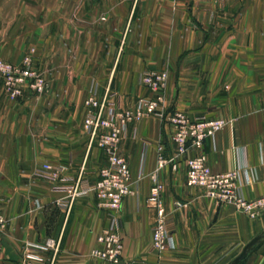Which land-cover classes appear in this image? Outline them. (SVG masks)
<instances>
[{"label": "crops", "instance_id": "obj_1", "mask_svg": "<svg viewBox=\"0 0 264 264\" xmlns=\"http://www.w3.org/2000/svg\"><path fill=\"white\" fill-rule=\"evenodd\" d=\"M0 25L9 32L4 53L16 63L34 49L48 80L46 95L10 100L0 85V213L6 228L0 264H27V247L48 239L59 251L31 264H103L93 256L98 237L113 225L123 241L124 264H231L264 233V210L250 218L187 185L186 158L205 155L214 173L239 171L238 194L264 196V0H0ZM166 70L165 112L194 119H224L227 126L191 150L175 155L173 127L158 115L127 125L119 155L130 166L135 193L117 213L101 209L94 192L62 201L84 169L91 184L108 164L84 129L85 99L110 90V104L133 109L154 97L141 84ZM49 164L63 169L43 178ZM172 238L152 251L157 212L148 199L153 175ZM241 264H264V239Z\"/></svg>", "mask_w": 264, "mask_h": 264}, {"label": "built area", "instance_id": "obj_2", "mask_svg": "<svg viewBox=\"0 0 264 264\" xmlns=\"http://www.w3.org/2000/svg\"><path fill=\"white\" fill-rule=\"evenodd\" d=\"M8 71L0 63V71ZM20 74L18 71H13ZM25 77H32L28 72ZM167 72L146 73L142 82L152 91L158 93L154 100L142 99L136 110L121 113L107 104V95L104 101L96 97L86 102L88 109L84 128L89 136V148L97 146L106 155L108 164L100 169L97 180L91 184L84 178L82 169L79 178L74 185L69 187L67 200L62 201L67 213H70L76 200L82 196L94 192L99 201V207L117 213L121 210L126 197L135 193L132 181V173L129 163L119 155V144L122 134L127 125L135 119H141L147 114L157 115L167 124L173 127L172 142L175 155L172 159L163 156V148L159 149L158 168L172 163L175 165L177 158L184 157L191 150H201L206 139L214 137L224 129L227 122L221 119L207 120L194 119L180 112H165L160 110V103L163 101L162 92L165 90L168 81ZM43 82L38 86L43 89ZM187 185L204 189L207 196L220 203L233 204L237 209L246 213L250 218L259 217L264 210V196L253 201H247L237 195L239 171L234 170L227 173H214L208 164L205 155L186 158ZM63 171L60 167L49 164L43 165L41 176L50 181H57ZM154 185L151 189L149 204L156 209L157 218L153 228L152 251L162 252L168 248L172 238L167 226L166 211L162 198L163 185L158 179V174L153 175ZM6 219L0 215V245ZM99 247L94 249L93 256L100 259L103 264H124L122 262L123 241L116 232L113 225L104 229L98 237ZM60 241L48 239L43 244H32L27 247V255H24L25 262L31 264L42 260L45 252L53 251L54 257L59 251Z\"/></svg>", "mask_w": 264, "mask_h": 264}, {"label": "rangeland", "instance_id": "obj_3", "mask_svg": "<svg viewBox=\"0 0 264 264\" xmlns=\"http://www.w3.org/2000/svg\"><path fill=\"white\" fill-rule=\"evenodd\" d=\"M6 34H9V32H5V30H2V27L0 25V63H3L4 67H7V68L9 67L10 68V70H8V71H4V70L0 71V85H2L4 94L12 101H17L18 99H21L27 92L28 93H32V94H34L37 97L46 95L48 90H49V84H48V80L46 79L44 73L34 63L33 54H34L35 50L34 49H30V51L23 57L22 61L20 63H16L13 59L10 58L8 53H4V49H3V46H2V40H3L4 37L7 36ZM13 71H18L20 74H15V73H13ZM27 72L29 74H31L32 77H29V76L25 77V75H27L25 73H27ZM159 72H167V71L166 70H162V71H159ZM151 73H154V72H151ZM140 80H141V84L144 87L148 88L142 82V78ZM168 81H169V78H168ZM168 81H167V85H168ZM41 82H43L42 83L43 84V89L42 90H40L39 86H38ZM167 85H166L165 90L162 92L163 101L160 103V107H159L160 110H161V108L164 107V104H165V92H166V89H167ZM152 92L154 93V97H152V98L141 97L138 100L136 106L133 109H117V108L113 107V105L110 104V95H111L110 94L111 93L110 90L107 91L103 95V97L101 99L104 101L105 96L107 95V101L106 102L109 105V107L114 108L118 112L126 113V112L131 111V110H133V111L136 110L138 108L139 103H140V101L142 99H146V100H154V99H156L158 97V93H156L154 91H152ZM92 97H96L97 99H100L95 94H91L85 99L84 107L86 109V114H87V111H88V109L86 107V102ZM170 112H180V113H182L184 115H187V114H185L184 112H181V111H170ZM152 115H157V113L155 112V113L147 114L143 118L135 119L132 122L141 121L142 119L150 117ZM210 120H216V119H210ZM221 120H224V119H221ZM224 121H226V120H224ZM132 122H130V123H132ZM237 195L239 196L238 188H237ZM0 215H2V214L0 213ZM108 227H111V225H109ZM108 227H106V228H108Z\"/></svg>", "mask_w": 264, "mask_h": 264}, {"label": "water", "instance_id": "obj_4", "mask_svg": "<svg viewBox=\"0 0 264 264\" xmlns=\"http://www.w3.org/2000/svg\"><path fill=\"white\" fill-rule=\"evenodd\" d=\"M263 239L264 233L255 237L248 245H246L240 255L231 264H241L243 261H245L249 257L250 253L257 247L258 244L261 243Z\"/></svg>", "mask_w": 264, "mask_h": 264}, {"label": "trees", "instance_id": "obj_5", "mask_svg": "<svg viewBox=\"0 0 264 264\" xmlns=\"http://www.w3.org/2000/svg\"><path fill=\"white\" fill-rule=\"evenodd\" d=\"M258 245H259V244H258ZM258 245H257V246H258Z\"/></svg>", "mask_w": 264, "mask_h": 264}]
</instances>
